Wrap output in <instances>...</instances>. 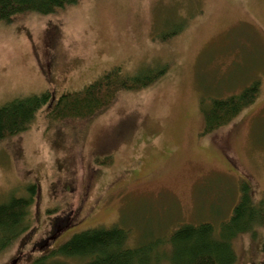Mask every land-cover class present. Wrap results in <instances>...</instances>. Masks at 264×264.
Masks as SVG:
<instances>
[{
    "label": "rangeland",
    "instance_id": "374dc122",
    "mask_svg": "<svg viewBox=\"0 0 264 264\" xmlns=\"http://www.w3.org/2000/svg\"><path fill=\"white\" fill-rule=\"evenodd\" d=\"M116 67L165 72L118 93L82 136L68 123L49 125L63 92ZM255 81V102L204 133L201 99ZM45 92L52 100L32 125L0 141V204L35 185L30 229L0 264H29L87 229L117 226L134 247L166 241L182 224L216 228L244 183L254 201L264 198V0H77L0 22V106ZM232 246L236 264H264V229Z\"/></svg>",
    "mask_w": 264,
    "mask_h": 264
},
{
    "label": "trees",
    "instance_id": "16d2710c",
    "mask_svg": "<svg viewBox=\"0 0 264 264\" xmlns=\"http://www.w3.org/2000/svg\"><path fill=\"white\" fill-rule=\"evenodd\" d=\"M77 0H0V22L12 23L28 12L40 15L56 13ZM161 71L144 70L134 75L122 73L119 67L104 72L80 91L63 92L46 113L49 125L68 123L72 133L82 136L87 123L106 111L118 93L148 87ZM260 82L255 81L239 93L223 99H201L204 133L228 125L259 96ZM45 92L12 100L0 106V141L26 131L36 113L50 103ZM108 163L106 160L99 161ZM27 197H10L0 204V253L30 229L29 208L35 185L28 187ZM264 229V198L254 201L249 185H242L238 202L229 219L219 227L209 222L182 224L166 241L127 245V233L117 226L93 228L76 233L69 240L29 264H236L232 241L241 234Z\"/></svg>",
    "mask_w": 264,
    "mask_h": 264
},
{
    "label": "flooded vegetation",
    "instance_id": "af4514ba",
    "mask_svg": "<svg viewBox=\"0 0 264 264\" xmlns=\"http://www.w3.org/2000/svg\"><path fill=\"white\" fill-rule=\"evenodd\" d=\"M49 60H50V64L52 66H55L58 62V59L56 57H53L52 55L49 56ZM46 63H47V59H46Z\"/></svg>",
    "mask_w": 264,
    "mask_h": 264
}]
</instances>
